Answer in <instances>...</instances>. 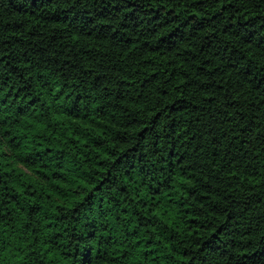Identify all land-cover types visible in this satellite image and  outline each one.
<instances>
[{"label": "trees", "instance_id": "16d2710c", "mask_svg": "<svg viewBox=\"0 0 264 264\" xmlns=\"http://www.w3.org/2000/svg\"><path fill=\"white\" fill-rule=\"evenodd\" d=\"M0 264H264V0H0Z\"/></svg>", "mask_w": 264, "mask_h": 264}]
</instances>
